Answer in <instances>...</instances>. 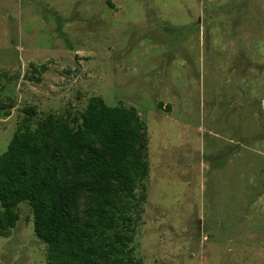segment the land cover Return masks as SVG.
<instances>
[{
	"label": "rangeland",
	"instance_id": "1",
	"mask_svg": "<svg viewBox=\"0 0 264 264\" xmlns=\"http://www.w3.org/2000/svg\"><path fill=\"white\" fill-rule=\"evenodd\" d=\"M92 96L147 125L143 264H264V0H0V155L48 116L80 124ZM16 211L0 264H48L30 203Z\"/></svg>",
	"mask_w": 264,
	"mask_h": 264
},
{
	"label": "trees",
	"instance_id": "2",
	"mask_svg": "<svg viewBox=\"0 0 264 264\" xmlns=\"http://www.w3.org/2000/svg\"><path fill=\"white\" fill-rule=\"evenodd\" d=\"M146 129L137 110L109 106L100 96L90 97L78 125L48 116L36 129L19 128L0 155V234H10L16 208L28 201L35 232L48 244V264H143L131 244L143 198L135 185L148 172L138 159ZM84 192L92 205L89 219L80 221Z\"/></svg>",
	"mask_w": 264,
	"mask_h": 264
}]
</instances>
